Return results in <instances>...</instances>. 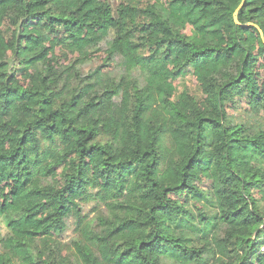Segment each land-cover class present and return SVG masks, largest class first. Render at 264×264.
<instances>
[{
	"label": "trees",
	"instance_id": "16d2710c",
	"mask_svg": "<svg viewBox=\"0 0 264 264\" xmlns=\"http://www.w3.org/2000/svg\"><path fill=\"white\" fill-rule=\"evenodd\" d=\"M120 1L0 0V264H264V0Z\"/></svg>",
	"mask_w": 264,
	"mask_h": 264
},
{
	"label": "rangeland",
	"instance_id": "374dc122",
	"mask_svg": "<svg viewBox=\"0 0 264 264\" xmlns=\"http://www.w3.org/2000/svg\"><path fill=\"white\" fill-rule=\"evenodd\" d=\"M110 5L112 6V8L114 9V12L118 9L119 5L121 4L120 0H107ZM150 0H144L143 4L146 5ZM4 32L7 35L8 39L12 38L13 33L15 32L13 28H11L9 26L8 23H6L4 25ZM51 56L54 57L55 61L58 64H68L69 62H72L73 60L79 58L78 55H73L71 53H67L66 51H63L60 47H58L57 49L53 50L51 53ZM89 67L87 68V70H95L97 68H102L104 69L106 62H105V55L104 54H94L92 55V59L90 61V63L88 64ZM21 76V75H20ZM21 82L26 85L27 81H26V76H21L20 77ZM175 86L177 87V89L179 90V92H181L182 90H187L193 97L201 100L203 98L202 96V92L200 90V86L199 83L197 82L196 78L192 75V74H188L186 77L184 78H180L177 79L174 82ZM240 106H244V103H241L239 105ZM242 110L239 111V113H241ZM230 113L233 114V112L230 110ZM205 171V170H204ZM203 187H207L210 183V180L207 176L203 177ZM260 196L258 195L257 198H259ZM83 214L84 215H88L89 219H92L96 216L97 214V210L95 207V203L91 202L88 204H85L83 207ZM74 220L71 219L70 220V227L69 229L59 238V241L62 243L63 247L67 250L70 249L71 246V242L75 237V225H74ZM0 231L1 234L3 236H5L8 233V230L5 226V224L2 222V220L0 219ZM67 256L70 253V250H67L66 252Z\"/></svg>",
	"mask_w": 264,
	"mask_h": 264
},
{
	"label": "water",
	"instance_id": "95a60500",
	"mask_svg": "<svg viewBox=\"0 0 264 264\" xmlns=\"http://www.w3.org/2000/svg\"><path fill=\"white\" fill-rule=\"evenodd\" d=\"M245 1H246V0H244V2H243V4H242V6H241V7H243V6H244V3H245ZM236 22H237V20H236ZM237 23H238V22H237Z\"/></svg>",
	"mask_w": 264,
	"mask_h": 264
}]
</instances>
